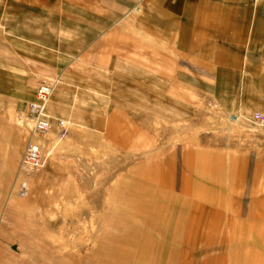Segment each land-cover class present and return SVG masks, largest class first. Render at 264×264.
Here are the masks:
<instances>
[{
  "label": "rangeland",
  "instance_id": "1",
  "mask_svg": "<svg viewBox=\"0 0 264 264\" xmlns=\"http://www.w3.org/2000/svg\"><path fill=\"white\" fill-rule=\"evenodd\" d=\"M163 2L0 0V264H254L264 0L194 55L181 22L169 45L152 31ZM43 81L53 114L31 134ZM29 137L43 163L23 169Z\"/></svg>",
  "mask_w": 264,
  "mask_h": 264
},
{
  "label": "crops",
  "instance_id": "2",
  "mask_svg": "<svg viewBox=\"0 0 264 264\" xmlns=\"http://www.w3.org/2000/svg\"><path fill=\"white\" fill-rule=\"evenodd\" d=\"M255 1L257 4L258 0ZM115 8H117V6H115ZM179 8L183 12L181 21L179 20ZM233 10L240 11V13L237 14H239L241 18H237L236 20L232 18L234 16L236 17V15L232 14ZM161 11L163 13L162 15L164 16L163 18H161L160 15L159 16L157 14L154 15L155 17L154 21L156 22V24L151 25L153 28L152 31L164 33V36L162 38L163 40L161 39L160 40L161 42L164 43V45L165 44L169 45L172 38L173 26L177 28V31L179 33V23L181 22L182 26L184 27L183 30L185 31L186 35L185 34L182 35L180 44H182V47L184 46L188 47L187 52L194 55L196 49H200L201 47L202 48L204 47V45H202V42L204 43V41L201 38L202 32H209V31L214 32L221 30L229 31L230 29H233V27H235L236 31L239 30L242 31V29L245 28V21L247 20L248 17L249 3L248 0H164L163 7H161ZM107 13L109 16L113 14V12H107ZM140 18L141 17L137 19L138 22L136 25L137 26L139 25L142 32L145 33L146 31L151 32L150 24L148 28H145L148 25L145 26V23L143 22L144 20ZM237 23L241 24L239 29H237L238 27H236L238 26ZM224 37L225 36H220V38H224ZM178 38H179V34H178ZM110 44H108L109 52L112 53L113 45L111 46ZM178 53H179V39H178ZM163 62L165 63L169 62V64L172 63L171 60L169 59V56L166 53L165 54L163 53ZM169 74H170L169 79H171V73ZM34 94H35V90H34ZM262 105H263V100L260 106L254 109L252 113L257 109H260ZM47 112L50 115L53 114L48 108H47Z\"/></svg>",
  "mask_w": 264,
  "mask_h": 264
},
{
  "label": "built area",
  "instance_id": "3",
  "mask_svg": "<svg viewBox=\"0 0 264 264\" xmlns=\"http://www.w3.org/2000/svg\"><path fill=\"white\" fill-rule=\"evenodd\" d=\"M52 91V85L48 82H41L36 88L35 98L28 104V116L26 119L30 122L31 134L43 131L50 125V115L45 110V103ZM249 119L259 125H264V99L260 109L255 110L249 116ZM20 168L29 169L42 165L43 158L39 144L31 137L28 138L22 156L20 158ZM20 192L27 189V182L21 181L18 185Z\"/></svg>",
  "mask_w": 264,
  "mask_h": 264
},
{
  "label": "bare ground",
  "instance_id": "4",
  "mask_svg": "<svg viewBox=\"0 0 264 264\" xmlns=\"http://www.w3.org/2000/svg\"><path fill=\"white\" fill-rule=\"evenodd\" d=\"M176 7H178V6H176ZM263 236H264V233L259 234V237L257 239V244L255 245V248L253 250L254 254H253L252 258L254 259V264H260L261 253H262V251H261L262 245H260V244L263 241ZM247 251L249 254L250 249L248 248ZM247 251H246V253H247Z\"/></svg>",
  "mask_w": 264,
  "mask_h": 264
}]
</instances>
